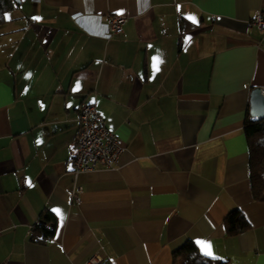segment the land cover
<instances>
[{
    "label": "crops",
    "instance_id": "0c3cea01",
    "mask_svg": "<svg viewBox=\"0 0 264 264\" xmlns=\"http://www.w3.org/2000/svg\"><path fill=\"white\" fill-rule=\"evenodd\" d=\"M256 11L264 0H20L8 11L0 264H173L186 242L227 264H264V202L252 196L244 133L250 90L264 88ZM113 15L126 20L108 35ZM83 100L122 151L114 168L78 175L72 195ZM232 210L249 228L228 235ZM46 212L53 234L33 237Z\"/></svg>",
    "mask_w": 264,
    "mask_h": 264
},
{
    "label": "built area",
    "instance_id": "2783aa9c",
    "mask_svg": "<svg viewBox=\"0 0 264 264\" xmlns=\"http://www.w3.org/2000/svg\"><path fill=\"white\" fill-rule=\"evenodd\" d=\"M125 20L126 18L121 15L110 16L107 24L108 35L121 33ZM249 24L264 30V12L256 11L249 19ZM77 121L78 128L74 136L75 151L70 170L73 178L72 195H76L81 190L76 182L78 175L99 168H114L122 151L118 136L107 128L94 101L80 102ZM85 264L104 263L98 256L93 255Z\"/></svg>",
    "mask_w": 264,
    "mask_h": 264
},
{
    "label": "trees",
    "instance_id": "16d2710c",
    "mask_svg": "<svg viewBox=\"0 0 264 264\" xmlns=\"http://www.w3.org/2000/svg\"><path fill=\"white\" fill-rule=\"evenodd\" d=\"M17 4L15 0H0V25L6 21L7 12ZM244 133L249 147L252 196L255 200L264 202V119L251 118L247 112ZM54 225V216L50 212L44 213L34 226L33 237L39 232L42 238H49L54 232ZM224 225L228 235H235L249 228L247 220L239 210L230 211L224 219ZM173 264H227V261L205 256L194 243L186 242L173 252Z\"/></svg>",
    "mask_w": 264,
    "mask_h": 264
},
{
    "label": "water",
    "instance_id": "95a60500",
    "mask_svg": "<svg viewBox=\"0 0 264 264\" xmlns=\"http://www.w3.org/2000/svg\"><path fill=\"white\" fill-rule=\"evenodd\" d=\"M19 3L20 0H15ZM249 116L251 118L264 119V88L253 87L249 94Z\"/></svg>",
    "mask_w": 264,
    "mask_h": 264
},
{
    "label": "snow or ice",
    "instance_id": "6c2138e0",
    "mask_svg": "<svg viewBox=\"0 0 264 264\" xmlns=\"http://www.w3.org/2000/svg\"><path fill=\"white\" fill-rule=\"evenodd\" d=\"M192 19L195 20L194 17ZM78 88H79V84L77 83L76 88H74V91L77 90ZM56 211L59 214V210L57 209ZM200 243H201V247H202L203 251L205 252V254L206 255H212L211 246L205 242H200Z\"/></svg>",
    "mask_w": 264,
    "mask_h": 264
}]
</instances>
